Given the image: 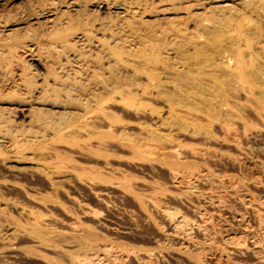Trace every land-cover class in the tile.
I'll use <instances>...</instances> for the list:
<instances>
[{
  "label": "bare ground",
  "instance_id": "1",
  "mask_svg": "<svg viewBox=\"0 0 264 264\" xmlns=\"http://www.w3.org/2000/svg\"><path fill=\"white\" fill-rule=\"evenodd\" d=\"M2 146L37 147L46 177L40 161L59 146L162 170L163 181L84 182L131 197L165 232L142 247L109 239L99 220L78 230L5 220L0 264L4 250L43 264H167L170 249L187 264H264V0H25L0 11Z\"/></svg>",
  "mask_w": 264,
  "mask_h": 264
},
{
  "label": "rangeland",
  "instance_id": "2",
  "mask_svg": "<svg viewBox=\"0 0 264 264\" xmlns=\"http://www.w3.org/2000/svg\"><path fill=\"white\" fill-rule=\"evenodd\" d=\"M24 1L0 0V11L11 12ZM37 152V147L18 150L7 146L0 147V156L5 157L4 162L0 163L1 222L6 220L27 226V222L34 216L58 230L71 227L73 230H78L82 226L99 229L97 226V220H99L112 229H103L107 237L117 242L121 241L123 244L149 247L154 242L162 240L165 226L162 223L155 226L143 217L131 197L121 195L116 189L108 186L86 185L84 182L99 173L108 184L116 180L115 172L130 174L141 180L163 181L162 170L150 172L143 167H132L124 157L118 155L109 157L108 163L104 164L92 152L78 153L71 148L59 146L55 156L51 154V157H44L40 161V164H44L42 170L46 173V177L35 169L40 166L36 165ZM13 156L19 159H12ZM104 167H108L110 174H106ZM250 189L255 193H262L261 187ZM37 197L38 200L33 199ZM230 223L235 224V222ZM217 228V237L223 236L224 225L219 223ZM230 230L235 232V229ZM239 235L240 233H235V237ZM16 236L15 243L18 246L30 245L31 242L26 236ZM237 239H241V243L245 241L241 236ZM39 252L48 258L58 256L52 250L39 249ZM163 254L167 264H187V261L174 249L165 251ZM3 255L2 258L10 262L9 264L12 262L13 264H43L40 259L13 256L11 250H4ZM118 260L122 261V259ZM123 260V263L126 262L124 264H136L132 260Z\"/></svg>",
  "mask_w": 264,
  "mask_h": 264
}]
</instances>
